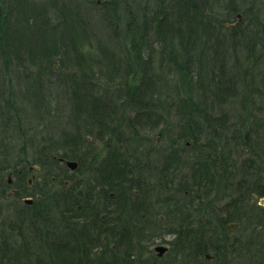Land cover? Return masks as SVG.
Listing matches in <instances>:
<instances>
[{
  "label": "trees",
  "instance_id": "1",
  "mask_svg": "<svg viewBox=\"0 0 264 264\" xmlns=\"http://www.w3.org/2000/svg\"><path fill=\"white\" fill-rule=\"evenodd\" d=\"M260 199L264 0H0V264H263Z\"/></svg>",
  "mask_w": 264,
  "mask_h": 264
},
{
  "label": "water",
  "instance_id": "2",
  "mask_svg": "<svg viewBox=\"0 0 264 264\" xmlns=\"http://www.w3.org/2000/svg\"><path fill=\"white\" fill-rule=\"evenodd\" d=\"M65 165L71 171H74L76 169V167H77V164L75 162H66ZM25 202L30 204L31 200L30 199H26ZM260 205L264 206V200L260 201ZM166 251H167V248L165 246H157V247L154 248V252L156 253L157 257H162L163 254L166 253ZM207 258L210 259L209 256H207Z\"/></svg>",
  "mask_w": 264,
  "mask_h": 264
},
{
  "label": "rangeland",
  "instance_id": "3",
  "mask_svg": "<svg viewBox=\"0 0 264 264\" xmlns=\"http://www.w3.org/2000/svg\"><path fill=\"white\" fill-rule=\"evenodd\" d=\"M98 5H99V0H98ZM55 93V95H57V93L56 92H54ZM41 134H43V132H41ZM100 147L101 146H99V149H100ZM33 170V169H32ZM31 170V171H32ZM10 179V178H9ZM9 179H8V181H9ZM28 179H30V185H32L33 184V182H35L36 180H37V178L35 177V171L33 172V174H31V176L28 178ZM39 182H42V180H38ZM35 185V184H34ZM32 188H34V187H32ZM31 191H33V190H31ZM260 204V203H259ZM262 206V205H261ZM262 207H264V206H262ZM234 227V225L232 224L231 225V228H233ZM171 238L169 237V236H166L164 239H162V238H158L157 240H156V242H155V244H154V246L152 247V249H153V251H154V248H155V246H157V245H162V246H166V247H168V245H166V243H164V241H168V240H170ZM166 253H164L163 254V256L162 257H164V255H165ZM162 257H157V258H162ZM264 264V263H263Z\"/></svg>",
  "mask_w": 264,
  "mask_h": 264
},
{
  "label": "bare ground",
  "instance_id": "4",
  "mask_svg": "<svg viewBox=\"0 0 264 264\" xmlns=\"http://www.w3.org/2000/svg\"><path fill=\"white\" fill-rule=\"evenodd\" d=\"M32 169H33V168H30V170H32ZM28 180H30V179H27V181H28ZM10 182H11V180L8 181V183H10ZM27 184H28V183H27ZM22 202H23V203H26V202H25V199H22ZM26 204H28V203H26Z\"/></svg>",
  "mask_w": 264,
  "mask_h": 264
},
{
  "label": "flooded vegetation",
  "instance_id": "5",
  "mask_svg": "<svg viewBox=\"0 0 264 264\" xmlns=\"http://www.w3.org/2000/svg\"><path fill=\"white\" fill-rule=\"evenodd\" d=\"M27 183H28V185H30V184H31V183H30V180H28Z\"/></svg>",
  "mask_w": 264,
  "mask_h": 264
}]
</instances>
